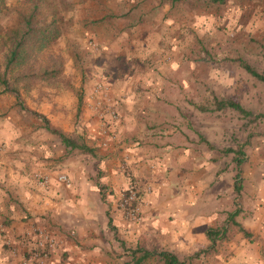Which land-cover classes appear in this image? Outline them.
Wrapping results in <instances>:
<instances>
[{
    "label": "crops",
    "instance_id": "1",
    "mask_svg": "<svg viewBox=\"0 0 264 264\" xmlns=\"http://www.w3.org/2000/svg\"><path fill=\"white\" fill-rule=\"evenodd\" d=\"M125 55L127 68L114 77L109 72L104 102L96 92L104 73H83L75 125L63 114L28 108L1 84L0 264H21L22 241L34 226L60 245L48 264H137L143 250L183 260L197 255L211 246L209 231H229L238 211L242 225L249 169L236 157L229 165L227 155L199 138L189 114L193 103L172 100L165 89L169 70L137 65L131 50ZM62 174L66 181H59ZM257 179L260 207L264 177ZM131 188L142 202L138 222L127 220L119 205Z\"/></svg>",
    "mask_w": 264,
    "mask_h": 264
},
{
    "label": "rangeland",
    "instance_id": "2",
    "mask_svg": "<svg viewBox=\"0 0 264 264\" xmlns=\"http://www.w3.org/2000/svg\"><path fill=\"white\" fill-rule=\"evenodd\" d=\"M4 1L6 8L0 12L2 71L7 34L19 27V14L31 6L30 0ZM128 13L130 17H125ZM40 17L47 23L57 21L60 37L45 57L61 62V72L44 80L24 79L12 72L10 88L19 91L22 104L41 114H63L75 125L76 94L83 73H104L100 82L107 92L99 94V102H104L111 91L109 72L114 77L127 68L126 50L132 51L137 65L144 62V66L169 70L163 80L165 89L172 100L193 103L189 114L196 116L199 138L205 137L207 146L223 155L224 150L241 149L244 167L251 174L241 224L252 236L231 225L218 252L196 264H264V204L256 207L254 203L262 199L254 193V188H262L257 177H264V118L254 120L264 115V83L245 68L249 65L264 74V0H227L210 7L193 0L176 6L169 1L161 5L159 0H46ZM75 52L81 57L79 65ZM216 99L239 102L253 116L244 117L229 108L217 111ZM227 157L232 165L236 155ZM33 242L29 234L23 239L21 264ZM17 249H12L16 255Z\"/></svg>",
    "mask_w": 264,
    "mask_h": 264
},
{
    "label": "trees",
    "instance_id": "3",
    "mask_svg": "<svg viewBox=\"0 0 264 264\" xmlns=\"http://www.w3.org/2000/svg\"><path fill=\"white\" fill-rule=\"evenodd\" d=\"M30 10L21 12L20 15V25L15 30L8 32L7 38L4 44L7 45V54L5 56V70L2 71V66L0 63V84L7 86L11 92L16 93L19 96V91L16 88H10V78L11 73L17 72L18 77L28 79L30 77L44 80L48 77H55L61 72V62L54 61L51 58L45 57L47 53H50L51 45L57 41L60 37V30L57 25V21L53 20L47 23L45 19H42L40 15L42 14V6L46 0H30ZM161 5L166 2H170L172 6L180 1H191V0H159ZM205 6L222 5L227 2V0H193ZM5 1L0 0V12L5 9ZM125 17H130V14H126ZM76 63L80 62V55L74 53ZM58 64H60L58 66ZM40 68L39 73H33L37 68ZM79 67V66H78ZM246 70L259 81L264 83V74L257 72L253 67L246 65ZM19 78H17V81ZM82 98H80V102ZM217 111L225 109H233L244 117H252L253 114L247 111L239 102L228 100H218L216 99ZM207 108L203 107L201 110L207 111ZM264 115H258L254 120H261ZM58 133V132H55ZM62 141L67 145H73L72 141L67 138L64 134L58 133ZM75 145V144H74ZM212 147V146H211ZM225 155L235 154L236 160L240 165L244 163V153L241 149L233 150L227 149L223 152ZM242 183L239 181L237 184V192L242 190ZM240 214L238 211L235 214H231V221L233 224L239 228V231L243 233L246 237H251L252 235L240 224H238L235 219ZM209 239L211 240V246L201 251L195 256L187 258L186 260L181 259L177 254L161 250L158 252H148L143 250V255L139 259V263L146 262L153 257H156L158 262L161 264H196V262L201 261L207 254L217 253L218 247L221 242L228 239L227 228L211 230L208 233Z\"/></svg>",
    "mask_w": 264,
    "mask_h": 264
},
{
    "label": "built area",
    "instance_id": "4",
    "mask_svg": "<svg viewBox=\"0 0 264 264\" xmlns=\"http://www.w3.org/2000/svg\"><path fill=\"white\" fill-rule=\"evenodd\" d=\"M96 92L106 93L107 89L103 84H98ZM108 112L112 117L117 118L118 112L115 106H109ZM66 180L67 176L65 174H62L59 178V181ZM141 203L138 191L131 188L121 196L119 205L127 220L138 222L142 218ZM29 235L34 238V242L28 250V255L22 260V264H47L50 254L56 252L59 248L56 236L47 229L37 226L31 229Z\"/></svg>",
    "mask_w": 264,
    "mask_h": 264
}]
</instances>
